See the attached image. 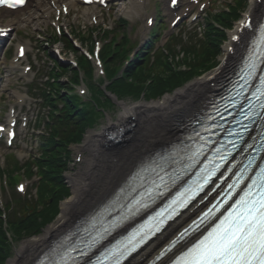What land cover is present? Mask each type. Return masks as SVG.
Segmentation results:
<instances>
[{
    "label": "bare ground",
    "instance_id": "1",
    "mask_svg": "<svg viewBox=\"0 0 264 264\" xmlns=\"http://www.w3.org/2000/svg\"><path fill=\"white\" fill-rule=\"evenodd\" d=\"M32 1H28V7L36 10L43 8L45 0H38L34 4ZM251 3V10L247 14L250 15L251 24H254L258 22L260 3L257 0ZM166 10L171 16L172 11L168 7ZM23 11L22 14H25ZM22 21L23 18L18 15L3 28L15 27ZM237 29L236 34L239 32V25ZM229 47L235 48L236 44L231 43ZM225 58L228 63L233 58L229 48ZM227 71V66L223 65L208 78H201L185 90L174 96H166L159 102L131 107L122 105L123 112L117 121H110L102 132L89 133L83 146L84 151L89 153L85 159L86 164L72 181L75 187L73 200L63 203L57 221L39 237L27 241L8 264H35L78 217L92 216L98 208L112 199L149 153L171 142L177 135L179 123L204 106L207 96L212 93L213 82L221 79ZM113 132L116 133L115 139L110 138ZM201 208L203 206L199 210ZM197 212L198 210L193 214H189V211L184 213L127 264H145L186 225V219Z\"/></svg>",
    "mask_w": 264,
    "mask_h": 264
},
{
    "label": "trees",
    "instance_id": "2",
    "mask_svg": "<svg viewBox=\"0 0 264 264\" xmlns=\"http://www.w3.org/2000/svg\"><path fill=\"white\" fill-rule=\"evenodd\" d=\"M238 15L237 9H234L232 16H228L227 19H223L222 17L221 20L223 28L231 27L233 20L237 18ZM218 18H220V16ZM207 30L208 32L205 33L206 41H200L198 52L193 55V59H191L188 64L192 68L190 72H176L173 67L169 66L167 62L168 66L164 64L162 67V74L157 75L154 78L151 86L145 87L146 83L148 82L147 78L149 75L141 68L142 64L140 60H144V57L140 55L136 58L135 63L130 65L126 71V75H124L122 79L112 81L109 87L110 90L119 96L138 97L142 92H145L146 95L156 97L163 95L169 90L182 86L184 83L191 80L197 74L198 70L207 69L210 64L215 62L216 57L221 53L220 44L222 40L226 38L225 31L220 30L215 24L211 22L208 23ZM71 51L77 53V50L73 47V45H71ZM192 51L193 50L186 52V54L191 53ZM121 53H123V51ZM121 59L122 58L118 57L113 59L112 64L114 67H116L117 62ZM82 60L84 61V58L82 59L81 57V61ZM74 81L78 82L77 77L74 79ZM68 105L70 107L74 106L72 101H69ZM68 116H71V113H69ZM76 116L77 120H68L64 126L56 132V137H59V139H62L64 142L58 145L51 142V144L48 146L49 151H46V157L44 160H42V162H40V165L44 167L46 171H44L43 174L45 182L42 184L43 186L41 189V203L45 205V213L41 214L40 216H36L34 214V210L25 213V217L32 214L33 217L30 216L28 218L29 220L25 221L23 225L22 222L24 220H20L17 226H14L19 228L22 225L19 230L27 231L28 234L40 233L42 229L51 221L52 217L50 215L59 211V202L64 196L69 194V189L65 186L62 177L63 171L61 169V163L63 162V158L60 157V155L63 153H68V143L81 141L83 135L86 133V130L92 126V123H94L93 111L86 110L83 112H78V115ZM62 166L65 167L66 164H63ZM0 223L2 224L1 220ZM0 232V264H3L4 260L9 254V251L6 248V235L1 231V228Z\"/></svg>",
    "mask_w": 264,
    "mask_h": 264
},
{
    "label": "snow or ice",
    "instance_id": "3",
    "mask_svg": "<svg viewBox=\"0 0 264 264\" xmlns=\"http://www.w3.org/2000/svg\"><path fill=\"white\" fill-rule=\"evenodd\" d=\"M13 2L22 4L23 0ZM255 68L256 62L250 56L248 74L251 75ZM261 97L264 91H259L256 98ZM259 107L264 110V101ZM249 109L252 110L253 105L250 104ZM136 235L133 234L123 248L117 246L111 250L114 264H120L125 255L135 250ZM176 264H264V179L259 184L254 181L233 212L181 255Z\"/></svg>",
    "mask_w": 264,
    "mask_h": 264
},
{
    "label": "rangeland",
    "instance_id": "4",
    "mask_svg": "<svg viewBox=\"0 0 264 264\" xmlns=\"http://www.w3.org/2000/svg\"><path fill=\"white\" fill-rule=\"evenodd\" d=\"M253 0H247L248 4L247 7L244 9L245 11H250L251 10V2ZM221 2H223V0H221ZM118 5H115V11L112 13V20H115L117 18H119L120 16L125 15L126 12V2L124 0H120L119 3H117ZM244 11V12H245ZM23 12H25L24 15V20L25 18L27 19L28 17H33L34 19H30L29 22H24L21 25H19V30L27 32L29 31V33L31 35H33L36 32V27L37 25H39L40 22H43L42 19H37L39 17V12L38 11H34L33 8L31 9H25ZM86 10L83 11V15L82 17H80L78 24L75 25V28L78 29H87V28H93V27H100L99 24H97V26L95 25V23H93V21L87 20L86 17L84 16ZM22 14V12H21ZM28 14V15H27ZM4 23H6L7 21H3ZM99 22H102L99 19ZM67 27L69 30H71L72 24L68 21L66 22ZM106 25V24H105ZM136 30L135 31H130L128 30L131 40L133 42H136L138 44H140V48H142L143 46H145L143 43V39L145 37H147V35L145 34L144 30H143V24L141 20H138L136 23ZM189 29H191V27L186 26L185 27V31L187 32ZM71 32V31H70ZM97 34V33H96ZM233 34L232 31L228 32V37L226 39L225 42H223L222 44H220V48H221V52L222 55L219 58L220 61H222L224 59L225 53L227 52V47L230 44V38L231 35ZM97 40H101L99 37L97 38ZM30 48L32 49L34 47L33 44H31L30 42H28ZM101 45H103V43H101ZM85 46V45H84ZM58 48L59 53L61 55V57H63L62 59L66 62L69 63L70 61L74 60L75 56H79V55H73V54H68V56H65V51H64V47L63 45H58L55 47V49ZM86 47H84L85 49ZM138 51V50H137ZM132 50H130L129 55L131 54ZM42 57H43V53H42ZM44 60L46 61V59L44 58ZM49 65L51 64V62H47ZM94 64V63H93ZM123 65V64H122ZM46 66V65H44ZM95 66V65H94ZM118 66V65H117ZM1 69L3 70V78H4V84L3 87H7L9 89H12L13 91H17V92H25L27 89V86L30 82V80L32 79L31 76L33 75L32 73H30L29 75L25 76L21 73L20 70L16 71V70H10L9 68V63L8 64H1ZM177 69V68H176ZM42 72V71H41ZM95 79L97 81L101 80V77L98 72H95ZM212 72L204 75L203 77H201L202 79H206L210 76ZM199 78V79H201ZM197 79V80H199ZM197 80L193 81L192 83L188 84L187 86H185L184 88H181L180 90H177L175 93L181 91V90H185L186 88L190 87L189 85L193 84L194 82H196ZM65 82L64 87H65V91H69V84L66 80V78L63 80ZM83 89L86 90V95H83ZM88 86H87V82L81 84L80 86L75 88V93L77 95H79L81 98V101H83V99L88 98V103H91V94L88 91ZM175 93L171 94V96H174ZM85 97V98H84ZM112 97V96H111ZM115 97V96H114ZM112 97V98H114ZM115 99V98H114ZM116 103H111V107L105 108L104 110L101 109L99 111H95L96 116L94 117L96 119L95 123L93 124V126L91 127V130H87L86 131V136L89 133H99L102 132L104 130V128H106V126L108 125V123L110 121H117L121 115V113L123 112V106L122 105H126V106H138V105H148L151 103H145L144 101L140 100L139 102L137 100H134L133 98H125L122 102H117L115 100ZM3 105H6L7 103H2ZM100 113V114H98ZM85 136V138H86ZM85 145V139L83 141V143H81V145H70L68 147V149H70L71 154H70V158L72 159L70 162H67L66 158H63V162L61 163V169L64 172L63 174V180L64 182L67 184L69 190H70V195L68 196V198L66 200H62L60 203V208L62 206L63 203L68 202V201H72L73 200V192L75 191V187H74V183L72 182L73 179L78 175V173L80 171H82L83 167L85 166L86 162L85 159L86 157H88L89 153L87 151H84L83 146ZM10 151H8L4 146H0V167H3L2 162L5 159V157L7 156L6 154L9 153ZM34 153H36V151H34ZM33 153V154H34ZM17 155V154H16ZM19 157V155H17ZM64 155L62 154L61 157H63ZM63 164H66V166H62ZM2 165V166H1ZM23 182H25L26 180H22ZM29 187H28V193L30 195V197H34L35 191V178L32 181H28ZM32 186V187H30ZM3 187V193L0 194L3 198V201L6 202V200L12 195V189L11 187H4V185L2 184ZM16 189V188H15ZM1 191V190H0ZM44 232V231H43ZM32 240V238H28L25 240H15L14 244L12 245V250H14V254L12 256V258H14L17 255L18 250L27 242ZM11 258V259H12ZM11 259H8L7 261H5L4 264H8L9 261Z\"/></svg>",
    "mask_w": 264,
    "mask_h": 264
}]
</instances>
